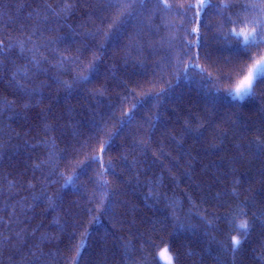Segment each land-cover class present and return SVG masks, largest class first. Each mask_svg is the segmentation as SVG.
I'll return each mask as SVG.
<instances>
[{
  "label": "trees",
  "instance_id": "16d2710c",
  "mask_svg": "<svg viewBox=\"0 0 264 264\" xmlns=\"http://www.w3.org/2000/svg\"><path fill=\"white\" fill-rule=\"evenodd\" d=\"M167 3L104 42L120 10L103 0H0V264H163L165 244L174 264H264V83L226 93L264 56L231 34L258 14L210 6L198 25L197 0Z\"/></svg>",
  "mask_w": 264,
  "mask_h": 264
},
{
  "label": "snow or ice",
  "instance_id": "6c2138e0",
  "mask_svg": "<svg viewBox=\"0 0 264 264\" xmlns=\"http://www.w3.org/2000/svg\"><path fill=\"white\" fill-rule=\"evenodd\" d=\"M150 2V0H103L104 3V10L107 11L108 9H118L120 10V18L114 22L115 26L110 27L108 32H103L104 36V42H107L111 40L114 36L119 34L120 36H123L127 32V28L125 27L129 21L135 20L136 16L138 15L137 11V3L140 5L141 8H144L146 3ZM158 3L163 4L164 7H171L167 0H158ZM210 6L221 8V7H242L244 11H253L256 12L258 15L254 17L250 21H240L242 23H250L253 26L246 30L241 29V31L237 32L234 28L231 30V34L235 37H240L241 35L244 37L243 43L245 45H248L251 43L252 47H259L261 44H264V0H259V3H252V4H243V5H237V4H225V5H215L212 3V0H197L196 4H189L188 9H195V18L197 20V24L199 25L200 19H201V13L205 12L207 8ZM186 14V12L184 13ZM228 22H232L231 18L229 17ZM207 27L208 25L205 23L204 25ZM222 27V25H220ZM102 29H97L96 33L92 34L94 36L100 35ZM192 33L198 34L197 40L195 42H187V45L189 47L198 45L201 49L204 47V36L203 34H199V27L194 28L191 30ZM229 36V33H221L219 34L218 38L224 39L225 43L228 42L227 38ZM183 46V45H182ZM101 49L104 48V43H101L99 45ZM251 48L245 47L242 49L241 53L237 54V62L240 55H248L250 56ZM188 52L185 51L184 55H187ZM210 59V56L208 57ZM96 59H99L97 57ZM228 62V61H226ZM33 63H35L37 66L40 64V61L33 59ZM95 62H93L92 67H94ZM188 67L187 65L185 66ZM198 67V65H197ZM91 67L89 68V73L91 72ZM224 79H231V74H227L224 76ZM79 80L81 82H88L89 76L88 75H82L79 77ZM261 83H264V56H261L259 59H254L251 65L248 67L247 71L240 76L239 79L235 80V82L232 84V86L226 90V93L229 97H231L233 100H243L245 97H249L251 95H254V89ZM172 85L169 84L168 88H171ZM167 89H162L161 92L155 93L153 95V98L160 97L162 94L166 93ZM219 91V89H217ZM136 105H133V109H135ZM135 119L134 114L132 112H125L122 117H120V123L121 127L126 126L128 123L133 121ZM106 127V122L101 121V123L97 124L95 129V134L91 139L99 140V137L102 133H104ZM117 133H111L109 134V139L106 141H103L101 143L100 147V154H94L91 157H89L90 162L95 163L99 162L101 165H103V159H102V153L105 152L108 145L111 143L112 136ZM89 141H86L81 147H86L89 143ZM59 159V158H57ZM76 174L74 173L73 176L67 177L68 182L73 181V177ZM104 183H107V181H104ZM240 215H246V213L241 209L239 211ZM235 216V214H234ZM236 231L239 233H242V236H232L230 239V245L233 251L237 250L242 243V238L246 237L248 235V230L250 228L249 222L247 220H241L238 224L235 225ZM87 234L85 235L86 239ZM84 241L82 240L81 243L78 245L77 255L79 254V249L83 248ZM158 258L165 262V264H174V260L177 258L173 253L169 251V246L165 244V246L159 250L158 252ZM75 264V262H73Z\"/></svg>",
  "mask_w": 264,
  "mask_h": 264
},
{
  "label": "rangeland",
  "instance_id": "374dc122",
  "mask_svg": "<svg viewBox=\"0 0 264 264\" xmlns=\"http://www.w3.org/2000/svg\"><path fill=\"white\" fill-rule=\"evenodd\" d=\"M161 261H162V260H161ZM162 263H163V264H165V262H164V261H162Z\"/></svg>",
  "mask_w": 264,
  "mask_h": 264
}]
</instances>
